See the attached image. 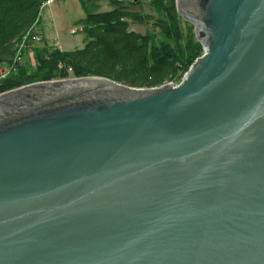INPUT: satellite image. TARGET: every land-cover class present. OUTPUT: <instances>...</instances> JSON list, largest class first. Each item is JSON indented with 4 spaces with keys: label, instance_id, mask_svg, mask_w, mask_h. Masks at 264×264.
Returning <instances> with one entry per match:
<instances>
[{
    "label": "water",
    "instance_id": "95a60500",
    "mask_svg": "<svg viewBox=\"0 0 264 264\" xmlns=\"http://www.w3.org/2000/svg\"><path fill=\"white\" fill-rule=\"evenodd\" d=\"M175 1L177 86L0 94V264H264V0Z\"/></svg>",
    "mask_w": 264,
    "mask_h": 264
},
{
    "label": "trees",
    "instance_id": "16d2710c",
    "mask_svg": "<svg viewBox=\"0 0 264 264\" xmlns=\"http://www.w3.org/2000/svg\"><path fill=\"white\" fill-rule=\"evenodd\" d=\"M46 1L0 0V66L8 71L0 79V94L70 75L152 87L179 80L202 53V45L193 39V25L177 12L175 0H146L152 13L142 10L140 0H110V10L87 12L81 21V47L50 48L43 36L42 45H32L42 10L55 0ZM81 4L85 7L83 0ZM131 24L147 28L140 32ZM25 49L33 52L35 67L31 71L19 56Z\"/></svg>",
    "mask_w": 264,
    "mask_h": 264
},
{
    "label": "rangeland",
    "instance_id": "374dc122",
    "mask_svg": "<svg viewBox=\"0 0 264 264\" xmlns=\"http://www.w3.org/2000/svg\"><path fill=\"white\" fill-rule=\"evenodd\" d=\"M85 7L82 6L81 0H55L52 4L46 6L41 12V22L36 27L35 31L40 36V39L32 42V45H42V36L46 40V43L50 45V48H57L59 50H72L82 46L83 34L81 33L82 24L81 21L86 17L87 12H103L112 8L110 0H83ZM132 1V0H123ZM143 4L142 10L152 13L153 10L147 6L146 0H140ZM181 16V15H180ZM195 24V22H188ZM195 26V25H194ZM193 26V39L199 41L196 38L195 27ZM131 28L140 32H144L145 25L131 24ZM200 42V41H199ZM202 45V43L200 42ZM203 52V47H202ZM22 60L27 65V68L31 71L35 67L33 60L32 50L25 49L20 54ZM0 69H3L0 66ZM7 73V72H6ZM8 74V73H7ZM6 74V75H7ZM77 76H69L67 78H76ZM87 77V76H81ZM78 78V77H77ZM66 79V78H62ZM60 79L43 80L36 82H57ZM31 82L28 84L36 83ZM26 84V85H28ZM22 87V86H21ZM26 88V87H25ZM24 88V89H25ZM19 89V88H17ZM10 92L8 95L17 92ZM20 91V90H19ZM7 96V95H6Z\"/></svg>",
    "mask_w": 264,
    "mask_h": 264
},
{
    "label": "built area",
    "instance_id": "2783aa9c",
    "mask_svg": "<svg viewBox=\"0 0 264 264\" xmlns=\"http://www.w3.org/2000/svg\"><path fill=\"white\" fill-rule=\"evenodd\" d=\"M54 0H47L46 1V3H51V2H53ZM176 2V1H175ZM189 22H192V21H189ZM192 25L195 27V29H197V25L196 24H193L192 23ZM24 39H25V37H24ZM39 39V36L38 35H34V41L35 40H38ZM202 47H203V45H202ZM21 48V47H20ZM204 52V51H203ZM202 52V53H203ZM202 53H201V55H202ZM18 54V53H17ZM201 55H199L198 57H196L195 59H194V61L193 62H195V61H197V59L201 56ZM20 56V55H19ZM192 62V63H193ZM191 63V64H192ZM190 64V65H191ZM188 70V69H187ZM8 73V71L7 70H5V69H0V79H2V78H4L5 76H6V74ZM186 72H184V74H185ZM184 74L182 75V77L179 79V80H177V81H174V80H165L164 82H162L161 84H159V85H156V86H152V87H158V86H162V85H167V84H173L172 86H177L181 81H182V79H183V76H184Z\"/></svg>",
    "mask_w": 264,
    "mask_h": 264
},
{
    "label": "bare ground",
    "instance_id": "6f19581e",
    "mask_svg": "<svg viewBox=\"0 0 264 264\" xmlns=\"http://www.w3.org/2000/svg\"><path fill=\"white\" fill-rule=\"evenodd\" d=\"M37 23V22H36ZM35 25V24H34Z\"/></svg>",
    "mask_w": 264,
    "mask_h": 264
}]
</instances>
